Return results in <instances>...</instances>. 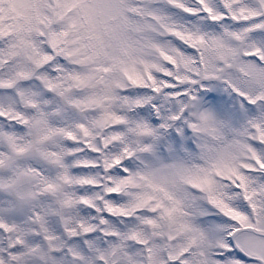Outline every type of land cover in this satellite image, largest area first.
<instances>
[{
  "label": "snow or ice",
  "instance_id": "obj_1",
  "mask_svg": "<svg viewBox=\"0 0 264 264\" xmlns=\"http://www.w3.org/2000/svg\"><path fill=\"white\" fill-rule=\"evenodd\" d=\"M0 264H264V0H0Z\"/></svg>",
  "mask_w": 264,
  "mask_h": 264
}]
</instances>
